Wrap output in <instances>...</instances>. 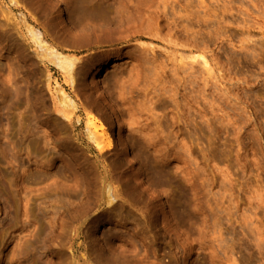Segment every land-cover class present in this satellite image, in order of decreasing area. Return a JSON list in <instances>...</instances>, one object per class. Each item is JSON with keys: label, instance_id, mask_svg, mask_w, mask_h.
I'll list each match as a JSON object with an SVG mask.
<instances>
[{"label": "rangeland", "instance_id": "rangeland-1", "mask_svg": "<svg viewBox=\"0 0 264 264\" xmlns=\"http://www.w3.org/2000/svg\"><path fill=\"white\" fill-rule=\"evenodd\" d=\"M106 255L264 264V0H0V264Z\"/></svg>", "mask_w": 264, "mask_h": 264}, {"label": "bare ground", "instance_id": "bare-ground-1", "mask_svg": "<svg viewBox=\"0 0 264 264\" xmlns=\"http://www.w3.org/2000/svg\"><path fill=\"white\" fill-rule=\"evenodd\" d=\"M145 50V49H144ZM53 58H54V63H55V65H56V67L60 70V71H62V72H64L65 74H67L68 76H70V77H72L71 76V73H72V70L74 69V59H73V57L72 56H67V55H65V54H63V53H61V52H56L54 55H53ZM72 83H74L73 82V78H72V80H71V84ZM73 85V84H72ZM62 104L64 105V104H66V103H68L69 105H71V106H74V102H73V100H69L66 96H64L63 98H62ZM65 106V105H64ZM88 135L90 136V137H93V134H92V132H89L88 133ZM107 147H109V145H107ZM98 251V250H97ZM99 252V251H98ZM97 253V252H96ZM102 253V252H101ZM98 254H100V253H98ZM103 254H107V253H105V251L103 252ZM109 255L110 254H112V253H108ZM109 255H106V256H108L107 257V259L109 260V264H112V262L114 261H110V259H109ZM103 257V256H102ZM110 258H111V256H110ZM104 259H106L105 258V256H104ZM106 259V260H107ZM112 259V258H111ZM114 259V258H113ZM107 260V261H108ZM107 261H106V263H107ZM116 261H118V262H120L119 260H117L116 259ZM107 263V264H108ZM114 263H117V262H114ZM120 263H122V262H120Z\"/></svg>", "mask_w": 264, "mask_h": 264}]
</instances>
